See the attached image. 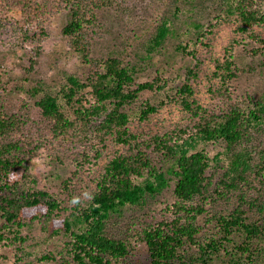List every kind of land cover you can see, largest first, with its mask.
I'll list each match as a JSON object with an SVG mask.
<instances>
[{
	"label": "trees",
	"instance_id": "trees-1",
	"mask_svg": "<svg viewBox=\"0 0 264 264\" xmlns=\"http://www.w3.org/2000/svg\"><path fill=\"white\" fill-rule=\"evenodd\" d=\"M170 2L218 12L209 25L192 21L189 40L169 18L148 24L145 58L161 56L173 40L194 61L175 84L160 75L139 82L140 63L91 55L103 33L100 11L119 0H0V27L11 25L24 43L41 44L50 18L66 11L63 34L90 66L85 78L32 85L26 94L34 103L21 106L36 117L0 102V249H15L13 264H264V93L237 95L232 87L240 71L235 48L245 40L264 46V0ZM234 22L223 56L211 57V102L204 104L195 88L205 65L200 49L211 54L217 30ZM36 51L29 72L40 45ZM145 93L164 94L186 120L160 132L135 131L134 120L147 122L166 104ZM210 142L222 143L223 151L199 149ZM111 143L120 148L80 197L75 183ZM42 153L75 167L58 191L40 188L31 170ZM169 190L173 202L153 210Z\"/></svg>",
	"mask_w": 264,
	"mask_h": 264
},
{
	"label": "rangeland",
	"instance_id": "rangeland-1",
	"mask_svg": "<svg viewBox=\"0 0 264 264\" xmlns=\"http://www.w3.org/2000/svg\"><path fill=\"white\" fill-rule=\"evenodd\" d=\"M103 21V33L94 40L91 48V55L97 58H122L126 63H140L137 81H146L156 78L158 75L170 78L172 82H180L183 78L184 68L194 61L182 52L177 51L176 42L170 40L164 47L161 56L148 60L143 48L144 39L148 37V24L154 21H161L169 18L175 27L187 32L186 40L193 35L191 28L192 21L204 25L214 23L218 12L211 6H199L194 9L181 6L176 9L170 0H119V5L111 8H104L100 11ZM19 17L20 13H14ZM68 15L64 11L54 15L47 23L48 35L41 44L22 42L14 33L11 25L0 27V102L11 112L26 115L27 111L22 108L23 101L33 104L27 96V90L38 81L44 82L47 86L59 82L69 75H78L85 78L90 71L89 64L83 62L80 56L73 51L69 39L63 34V27L67 23ZM237 23H224L217 30L213 39L212 53L201 48L200 54L205 61L203 71L195 84L196 96L204 104L211 102L208 91L211 75V57H222L224 48L235 36ZM264 34V27L260 29ZM41 46V53L37 56V63L34 70L27 71L31 66V58L37 53V46ZM236 63L239 67V77L232 82L233 90L237 95L264 93V46L252 40H245L242 45L235 48ZM176 86V85H174ZM144 98H150L153 102H166L159 112L147 122L140 123L134 120L132 128L137 132L155 133L171 129L177 124L184 122L187 113L176 103H171L164 94L145 93ZM29 114L36 117L37 111L30 109ZM120 147L111 143L105 150L104 157L97 167L84 172L82 179L77 180L73 187L75 192L82 198L93 187L92 176H96L107 157H110ZM199 149L206 150L212 156L220 154L222 143L210 142L200 144ZM31 170L37 176L39 187L51 191H58L62 188L63 182L73 176L75 167L73 163L65 159L64 163H54L45 153L36 157L31 162ZM173 191L169 190L160 197L157 204L152 207L163 209L167 204L173 202ZM134 212L129 211L128 217ZM36 236L41 238L39 229L35 230ZM34 240H31L33 242ZM34 245V244H33ZM15 249L3 246L0 249L2 258L0 264H13Z\"/></svg>",
	"mask_w": 264,
	"mask_h": 264
},
{
	"label": "clouds",
	"instance_id": "clouds-1",
	"mask_svg": "<svg viewBox=\"0 0 264 264\" xmlns=\"http://www.w3.org/2000/svg\"><path fill=\"white\" fill-rule=\"evenodd\" d=\"M71 202H72L73 204L78 203V198H74Z\"/></svg>",
	"mask_w": 264,
	"mask_h": 264
}]
</instances>
